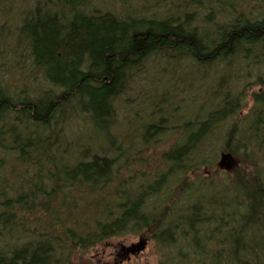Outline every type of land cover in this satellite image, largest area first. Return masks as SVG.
Returning a JSON list of instances; mask_svg holds the SVG:
<instances>
[{
	"label": "trees",
	"instance_id": "1",
	"mask_svg": "<svg viewBox=\"0 0 264 264\" xmlns=\"http://www.w3.org/2000/svg\"><path fill=\"white\" fill-rule=\"evenodd\" d=\"M148 1L0 0V264H95L71 255L125 235L160 264H264V14L227 2L200 29L198 0ZM149 61L151 84L187 65L176 81L211 86L179 121L168 76L117 127L121 97L156 95Z\"/></svg>",
	"mask_w": 264,
	"mask_h": 264
},
{
	"label": "rangeland",
	"instance_id": "2",
	"mask_svg": "<svg viewBox=\"0 0 264 264\" xmlns=\"http://www.w3.org/2000/svg\"><path fill=\"white\" fill-rule=\"evenodd\" d=\"M160 2V5H165L167 7H173L175 8L176 4H180L181 6H186L185 1L187 0H150L148 1V4H152L155 2ZM199 2H201V4H199V6H189L186 13H190L192 11H195L196 13H194V15L191 16L193 25H197L198 28L201 29V27L203 26V24L201 23V17L210 9H213L214 11H216V13L219 14L218 16V21L220 23H222V16L225 14V9L226 7H229V3L227 2H231V3H235L233 6L234 9H237V11H234V14H238V12H243L245 14H247L249 19H254V17H257V15H262L264 14V0H198ZM240 4V7H238V5ZM227 11H233V9H229ZM213 12V11H212ZM220 12V13H219ZM223 14V15H222ZM193 17V18H192ZM196 20V22H195ZM4 60H2L0 58V76L2 75V63ZM150 61L148 62L147 66L148 69H146L143 73H141V76H143V74L147 71V73L144 76H147V78H140L139 82L142 85H149L151 87L152 92L151 93H155L154 98H150V100L152 99V101L150 103H146L145 101H148V96L147 94L143 95L144 97L142 98V96L139 94L134 93V95H126V97H121V99H119V101L121 100L120 105L118 106V112H117V127L121 126L123 123H127L128 122V118L130 115V112H128V105H133L132 109L133 110H142L141 114L144 113L145 111H149L147 110L150 105L153 104V102L155 100H159V91L163 90V83L166 84L167 78L168 76H172L175 79H173V81H169L170 83H175L178 84L175 87L169 88V87H165V89L163 91L166 92V98L167 100L165 101L164 104H171L174 107H176L174 110V113L177 112V115H175L177 118H179V121H182L184 119H186L189 115V103H191L193 105V109H197L198 107V103L199 101H201V99H196V97L203 95L204 91L206 90L207 86H211V83L208 84H200V82L196 83L193 82L192 84H188L190 81H185V82H181L180 80H187V78L184 79V74L188 71L187 65H185L183 67V69L177 68V69H172L173 71V75H170L171 72L168 71H164V73L161 75L160 79L156 82H154L153 84H151V80H152V76H151V72H153V68H152V64H150ZM158 67L157 70L159 72V69L161 68V66L163 65V61H159L157 62ZM187 64V63H185ZM9 66V65H7ZM238 67V66H236ZM213 67H206V69H204L202 72H199L197 74L198 77H201L202 73L205 71L207 72L208 76H219L220 75V71H218L216 69V71L212 70ZM234 71H237L236 68H233ZM163 72V71H162ZM154 74V72H153ZM240 76H243L245 74H248V72L246 73V70H244V68H242L241 70H239V72L237 73ZM190 75H188L189 78ZM176 79H180L177 80ZM217 79V78H216ZM250 80V79H249ZM183 84V85H179V84ZM215 81H212V84H214ZM186 85H188V88H186ZM139 90L142 89V86L136 87ZM245 88H249L248 86H245L243 89ZM149 89V87H148ZM167 90V91H166ZM230 91V95H234L235 90L231 87L228 89ZM206 93V92H205ZM201 94V95H198ZM137 95H139V97H137ZM158 95V96H157ZM128 101H125V98H128ZM131 97V98H130ZM123 98V99H122ZM167 102V103H166ZM119 103V102H118ZM171 107V106H170ZM173 111L170 108H163V113L166 115L165 113L167 112L169 114V112L167 111ZM157 118V117H155ZM130 123V127L131 130H134L132 132L133 135L136 134V128L137 126H135L134 123V118L131 117L129 120ZM171 125L170 122L167 123V125ZM129 128V127H128ZM124 131V130H123ZM133 136H131L129 139H131ZM119 141V138L117 140V142ZM115 143V141H114ZM171 143V141L169 142V144ZM169 144L165 145V144H161V148L157 147L155 149V151H151V153H147V157H148V162H150L152 164V160L154 158H158L160 152L163 151H167L168 149H164L165 146H168ZM217 144H215L216 146ZM213 155L216 154V163L218 162L219 164H223L224 166L220 169L222 171H228L230 170L229 167V157L223 156L220 152L218 151H213L212 152ZM157 161H155L156 164ZM136 168V166H135ZM153 168V167H152ZM221 172V171H220ZM203 174H206L205 171H203ZM143 239H145L146 241V245L144 247L143 250H141L140 252L136 253L135 255H131V254H126L125 250L127 247H129L131 244L137 243L139 241V237L137 236H133V235H125L123 237L120 238H115L111 241L105 242L103 243V245H96L93 246L91 248H89L88 250L85 251H81V252H77L76 254H72L71 256L75 258V261L77 260V258L79 256H83V257H88L89 260H92L95 264H160V257L164 255L163 251H159V248L156 247L153 244V241L147 239L146 237H142ZM84 252V253H83ZM86 252V253H85Z\"/></svg>",
	"mask_w": 264,
	"mask_h": 264
},
{
	"label": "water",
	"instance_id": "3",
	"mask_svg": "<svg viewBox=\"0 0 264 264\" xmlns=\"http://www.w3.org/2000/svg\"><path fill=\"white\" fill-rule=\"evenodd\" d=\"M145 245H146L145 239L139 238V241L137 243L131 244L129 247L126 248L125 253L135 255L136 253L143 250Z\"/></svg>",
	"mask_w": 264,
	"mask_h": 264
}]
</instances>
